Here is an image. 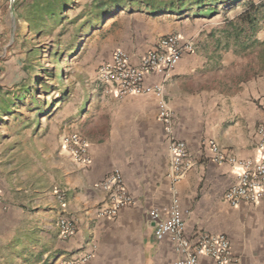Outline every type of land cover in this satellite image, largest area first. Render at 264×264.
Wrapping results in <instances>:
<instances>
[{"label": "crops", "instance_id": "0c3cea01", "mask_svg": "<svg viewBox=\"0 0 264 264\" xmlns=\"http://www.w3.org/2000/svg\"><path fill=\"white\" fill-rule=\"evenodd\" d=\"M125 1L112 18L122 20L119 29L134 30L116 32L119 41L113 52H127L134 65L170 33L194 41L193 52L183 57L164 86L175 113V136L195 153V166L180 182L171 181L158 97L120 98L115 84L98 76L99 66L111 62L113 52L96 68L76 74L74 95L65 107L54 109L51 117L52 111L38 108V117L25 124L22 133L8 131L24 123H14L12 110L0 106V264H59L83 256L89 257L85 264H173L172 243L155 239L149 214L158 209L167 219L175 197L187 237L225 235L237 259L234 264H264V200L229 205L225 196L236 181L234 169L213 163L208 148L215 141L228 156L259 157L264 73L243 70L242 56L252 42L238 37L240 30L216 29L223 23L214 18H220L221 5L230 2ZM246 5L239 16L249 10L252 16L259 13L260 3ZM4 17L0 11V50L7 37L8 43L23 42L30 34L18 14L16 20ZM204 20L210 22L200 23ZM249 30L259 39L258 29ZM205 36L210 40L202 41ZM161 82L160 76L146 77L148 85ZM8 97L0 88V103ZM71 135L87 141L88 166H77L66 149ZM116 170L134 204L113 218L100 217L107 194L99 185ZM63 218L75 225L68 238L61 235ZM201 263L216 264L206 257Z\"/></svg>", "mask_w": 264, "mask_h": 264}, {"label": "built area", "instance_id": "2783aa9c", "mask_svg": "<svg viewBox=\"0 0 264 264\" xmlns=\"http://www.w3.org/2000/svg\"><path fill=\"white\" fill-rule=\"evenodd\" d=\"M15 1L11 0V2ZM193 50V40H186L178 33H170L160 39L138 65L133 64L127 52L118 49L113 52L111 62L103 63L98 68L100 80L115 84L120 98L150 94L158 97V117L168 136L169 178L173 183L180 182L195 166L196 155L184 141L175 136V113L165 99L164 83L183 57ZM148 75L160 76L162 82L148 85L146 84ZM258 135L257 159L228 156L215 141L208 143L211 161L219 165L229 164L234 169L236 181L225 196V201L233 207L242 203L256 204L264 200V125L259 127ZM65 145L77 166L89 165L90 157L86 140L79 135H71L66 138ZM99 186L107 194V207L99 210L100 217L113 218L121 209L134 204L133 197L128 193L119 171L111 173ZM58 198L63 201L65 195L60 193ZM168 212L169 217L164 219L158 209L152 210L149 214V222L154 225V236L157 241L170 239L176 253L173 264H202V257L209 258L216 264L237 263L230 240L225 235L204 233L195 239L187 237L178 197L174 198ZM60 229L63 238L72 236L76 230L74 223L65 218L60 221ZM88 259L89 257L83 256L59 264H85Z\"/></svg>", "mask_w": 264, "mask_h": 264}, {"label": "rangeland", "instance_id": "374dc122", "mask_svg": "<svg viewBox=\"0 0 264 264\" xmlns=\"http://www.w3.org/2000/svg\"><path fill=\"white\" fill-rule=\"evenodd\" d=\"M19 1L21 0L15 2L0 0V11H3V16L10 15L9 20L10 18L16 20L18 14L21 20H25L23 17L24 10L19 7ZM91 1L75 0L76 3L71 5L68 12L71 20L54 28L50 34L45 33L38 36L29 29L30 34L26 36V40L23 42L8 43L9 38L7 37L5 49L0 50V88L8 93L9 97L3 98L6 102H1L0 106L12 110L13 114L10 119L14 123H24L15 125L8 130L9 132L22 133L25 130V124L30 123L34 116L38 117V113L41 112L38 108L53 112L60 103L61 94L64 92L67 96L60 105L65 107L74 95L73 82L76 79V74L79 71L91 70L95 66L97 67L106 59L109 53L113 52L119 41L116 32H124L125 30L133 32L134 29H119L122 26V20L109 18L108 16L103 23L97 26V29L90 33L87 31L81 33L80 38L76 40V33L80 30L81 25L87 21V5ZM242 1H244L243 5L241 2L240 4L238 2L236 4L225 3L221 5L222 16L214 19H221L217 23L223 24L221 26L216 25V29L242 31L237 36L244 41L252 42L253 46L250 51L242 55L243 70L251 74L255 72L261 74L264 73V40H262L261 33L264 31V0ZM254 1L260 3L259 13L256 14L255 20L257 22H255V26L248 27V25L241 24L238 18L240 13L249 7L246 3H253ZM211 4L214 6L215 2L213 3L211 0ZM212 13L214 11H209V14ZM72 20L74 21L73 24H71ZM2 21L0 20V22ZM230 21L235 24L232 26L226 25ZM209 22V20H206L200 23L206 24ZM248 29H253V31L258 29L259 39L256 38V33L250 34V30L246 32ZM201 40L210 39L205 36ZM75 49H77L76 53L72 54ZM55 52L62 53L60 63L55 62L51 56Z\"/></svg>", "mask_w": 264, "mask_h": 264}, {"label": "trees", "instance_id": "16d2710c", "mask_svg": "<svg viewBox=\"0 0 264 264\" xmlns=\"http://www.w3.org/2000/svg\"><path fill=\"white\" fill-rule=\"evenodd\" d=\"M215 1L217 2L218 0ZM219 1L221 2L222 0ZM225 1L232 4L237 2V0ZM19 2V7L24 10L23 17L28 23L30 31L36 33L38 36H42L45 33L50 34L54 28L71 20L68 12L71 9V5L76 3L75 0H21ZM201 2H203V0ZM126 4L125 0H92L91 3L87 5V21L81 25L80 30L75 35V39H79L81 36L80 34L83 32H93L108 16L110 18L118 14ZM180 13H182V11H180ZM152 14L155 15L156 13ZM256 16V14L252 16L249 10L242 14L238 18V21L241 24L248 25V27H253L255 26V22H257L255 21ZM73 23L74 21L71 22V24ZM234 24L235 23L232 22L228 23L230 26ZM76 51L77 49H75L72 54L76 53ZM51 56L55 62H61L60 57L62 53L55 52L52 53ZM66 96L65 92L61 94L60 103L55 109H58V106L64 102ZM49 117H51V115Z\"/></svg>", "mask_w": 264, "mask_h": 264}]
</instances>
